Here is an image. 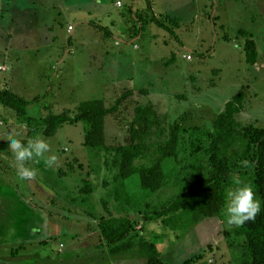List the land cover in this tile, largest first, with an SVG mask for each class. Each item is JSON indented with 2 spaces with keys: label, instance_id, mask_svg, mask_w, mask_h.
I'll return each mask as SVG.
<instances>
[{
  "label": "rangeland",
  "instance_id": "374dc122",
  "mask_svg": "<svg viewBox=\"0 0 264 264\" xmlns=\"http://www.w3.org/2000/svg\"><path fill=\"white\" fill-rule=\"evenodd\" d=\"M117 1L123 6L118 8ZM19 2L37 9L33 16L18 10L15 35L5 4L0 10V90L8 88L27 100L41 96L33 114L42 117L74 115L77 105L92 99L110 108L125 91L133 94L106 117L107 146L100 151L84 146L81 122L46 137L40 126L29 128L0 104V143L13 126L22 137L42 135L51 144L47 155H56L60 165L29 162L35 176L23 180L8 145L0 149V224L5 226L0 264H146L137 247L142 240L158 245L163 264H236L237 248L223 236L232 227L225 210L181 238L144 215L206 175L207 141L192 154L190 129L211 130L232 96L245 95L236 115L241 125L264 127V0ZM103 4L114 14L109 20L97 17ZM76 14L82 21L92 18L80 23ZM152 15L174 34L152 21L143 28L141 18ZM250 36L257 44L254 65L246 62L243 49ZM148 102L168 123L189 129L181 134L176 157L165 163L162 188L152 194L141 190L137 175L123 182L117 177V148L127 141L135 106ZM243 145L235 141L231 150ZM239 181L249 184L248 177ZM87 184L90 194L82 192ZM100 219H130L134 229L126 241L134 246L110 254L113 246L97 228ZM49 221L55 234L48 232Z\"/></svg>",
  "mask_w": 264,
  "mask_h": 264
},
{
  "label": "trees",
  "instance_id": "16d2710c",
  "mask_svg": "<svg viewBox=\"0 0 264 264\" xmlns=\"http://www.w3.org/2000/svg\"><path fill=\"white\" fill-rule=\"evenodd\" d=\"M145 17L141 18L143 28L148 21H152L174 34L154 15ZM243 34L246 35V32ZM243 49L246 62L254 65L258 55L257 44L251 36L245 40ZM138 93L146 95L148 91L138 89ZM132 94V90L125 91L110 108L102 99L83 101L77 105L74 115L66 112L46 117L34 115L41 96L27 100L8 88L0 90V104L11 109L29 128L40 126L46 137L54 136L65 124L81 122L85 126L84 146L100 151L107 146L106 117L116 112ZM244 97V93L232 96L216 115L211 130L190 129L192 139L189 148L192 154L198 153L204 140L207 141L205 153L209 165L206 175L183 188L160 209L145 214V220L161 221L181 238L180 234L193 225L221 215L225 210L226 190L243 177H248L257 199L264 205V127L241 125L236 120V115L243 110ZM188 130L178 122L168 123L151 102L136 105L127 141L117 148L118 179L123 182L137 175L142 191L148 194L159 191L165 180V163L176 157L181 134L188 133ZM235 141L244 144L240 150H231ZM6 146V142L0 143L1 150ZM91 190L89 184L82 188L84 194H90ZM97 226L107 243L113 246L110 254L115 255L134 246L131 241H126L134 229L130 219H100ZM4 234L5 226L0 224V236ZM223 236L229 245L237 248L234 256L236 264H264V207L254 221L239 228L232 226L225 229ZM137 247L146 264H163L161 251L155 242L142 240Z\"/></svg>",
  "mask_w": 264,
  "mask_h": 264
},
{
  "label": "clouds",
  "instance_id": "9594fccd",
  "mask_svg": "<svg viewBox=\"0 0 264 264\" xmlns=\"http://www.w3.org/2000/svg\"><path fill=\"white\" fill-rule=\"evenodd\" d=\"M3 139L13 155L17 172L23 180H30L35 176V170L28 167L29 162L43 161L47 168L60 166L56 155H47L52 148L42 135L32 138L22 137L13 126ZM262 207L264 205L256 198L251 184L237 181L234 187L226 190L224 215L229 226L239 228L249 221H254Z\"/></svg>",
  "mask_w": 264,
  "mask_h": 264
},
{
  "label": "crops",
  "instance_id": "0c3cea01",
  "mask_svg": "<svg viewBox=\"0 0 264 264\" xmlns=\"http://www.w3.org/2000/svg\"><path fill=\"white\" fill-rule=\"evenodd\" d=\"M20 0H4V1H0V10L1 9H3L4 8V4H5V11H8V12H10L9 13V22H8V26H10V28H9V31L11 30V32L12 33H14L15 31H13L14 30V27L15 26H17L18 25V22H17V19H18V16L16 15V14H18L19 12H18V10L22 13V14H29L30 16H33V13H31V11H33V10H36L37 9V7L35 6V7H33V6H31L30 4H27V5H24L22 2H19ZM30 1H32V0H30ZM99 1H101V0H99ZM126 1H128V0H126ZM31 6V7H30ZM108 5L106 4V5H102V7L100 8V11H99V13H98V15H97V17H99V19H102V18H107L108 20L109 19H111L112 17H114V14H111L110 13V11H109V14H108V10H110V9H106L105 7H107ZM123 6V5H122ZM121 6V7H122ZM118 8H120V7H118ZM28 11V12H27ZM116 15V14H115ZM76 18H79V19H77V21L78 22H80L81 23V21H82V19H80L81 17L80 16H78L77 14H76V16H75ZM88 18H92L91 16H87V17H85V18H83V19H85V20H83L82 21V23L83 22H87L86 20H88ZM111 23H113V22H111ZM46 27H48V26H46ZM74 31V30H73ZM72 31V29L70 30V32H73ZM12 33H10L11 35H9V36H13V34ZM14 35H15V33H14ZM139 37V36H138ZM136 39H138L137 37L135 38V39H133V40H135L136 41ZM50 221H49V228H48V232H51V230H50ZM57 233V232H56ZM51 234H55V233H52L51 232Z\"/></svg>",
  "mask_w": 264,
  "mask_h": 264
},
{
  "label": "built area",
  "instance_id": "2783aa9c",
  "mask_svg": "<svg viewBox=\"0 0 264 264\" xmlns=\"http://www.w3.org/2000/svg\"><path fill=\"white\" fill-rule=\"evenodd\" d=\"M117 6H119V7L122 6V3H121L120 1H118V2H117ZM71 29H72V27L70 26V27H69V30H71ZM188 59H190V56L188 57Z\"/></svg>",
  "mask_w": 264,
  "mask_h": 264
}]
</instances>
